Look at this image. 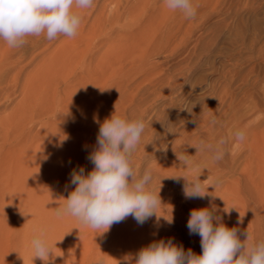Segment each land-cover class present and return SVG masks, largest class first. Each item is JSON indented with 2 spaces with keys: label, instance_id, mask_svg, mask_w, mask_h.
<instances>
[{
  "label": "rangeland",
  "instance_id": "1",
  "mask_svg": "<svg viewBox=\"0 0 264 264\" xmlns=\"http://www.w3.org/2000/svg\"><path fill=\"white\" fill-rule=\"evenodd\" d=\"M192 2L185 19L163 0H94L76 10L74 38L29 36L15 49L0 40V264H26L41 230L48 264H126L160 240L200 254L187 228L194 208H215L241 241L246 230L249 243L264 241V0ZM114 112L143 120L131 163L151 170L161 205L143 225L128 217L99 234L57 209L71 172L93 169L97 121ZM173 175L199 177L207 195L185 199Z\"/></svg>",
  "mask_w": 264,
  "mask_h": 264
},
{
  "label": "clouds",
  "instance_id": "2",
  "mask_svg": "<svg viewBox=\"0 0 264 264\" xmlns=\"http://www.w3.org/2000/svg\"><path fill=\"white\" fill-rule=\"evenodd\" d=\"M163 4L185 19H193L197 14L192 0H163ZM93 6L94 0H0V40L15 49L24 47L29 36L43 34L48 41L60 35L74 38L82 21L76 10ZM97 123L96 147L87 157L93 169L87 174L83 167L71 172L70 183L75 187L57 209V215L75 217L99 234L128 217L143 225L157 215L161 205L159 195L148 188L151 170L138 174L131 163L145 124L143 120H128L115 112ZM234 138L243 142L246 134L237 130ZM224 143L223 139L219 141V145ZM201 146L212 153L214 160L223 159L221 147L203 142ZM177 157L185 167L191 166L187 157ZM167 178L178 183L181 178L186 181L183 187L185 199H203L207 195L209 186L206 189L199 177L189 180L184 175H173ZM216 211L215 208H194L189 213L187 228L190 235L200 236V254L185 250L172 240H160L140 249L134 257H126V264H264V241L249 243L252 236L247 230L242 233L245 238L241 241L238 229L226 226ZM168 223H172V218ZM30 245L33 258L48 264L53 253L43 230L33 235ZM96 264H103V260H97Z\"/></svg>",
  "mask_w": 264,
  "mask_h": 264
},
{
  "label": "bare ground",
  "instance_id": "3",
  "mask_svg": "<svg viewBox=\"0 0 264 264\" xmlns=\"http://www.w3.org/2000/svg\"><path fill=\"white\" fill-rule=\"evenodd\" d=\"M34 256V252L33 250L31 252H29L28 257H27V261L26 264H44L43 261H41L38 258H33Z\"/></svg>",
  "mask_w": 264,
  "mask_h": 264
}]
</instances>
